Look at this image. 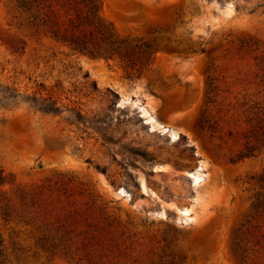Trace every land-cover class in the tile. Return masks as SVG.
Here are the masks:
<instances>
[{"label": "rangeland", "instance_id": "obj_1", "mask_svg": "<svg viewBox=\"0 0 264 264\" xmlns=\"http://www.w3.org/2000/svg\"><path fill=\"white\" fill-rule=\"evenodd\" d=\"M101 2L120 33L165 37L150 70L76 53L0 0V82L107 113L112 137L67 112L0 107V264H264V218L252 207L264 147L237 158L264 118V0ZM204 110L214 130L200 127ZM43 217L69 220L67 254L45 244Z\"/></svg>", "mask_w": 264, "mask_h": 264}, {"label": "trees", "instance_id": "obj_2", "mask_svg": "<svg viewBox=\"0 0 264 264\" xmlns=\"http://www.w3.org/2000/svg\"><path fill=\"white\" fill-rule=\"evenodd\" d=\"M10 1L34 33L50 37L79 54L118 60L136 74L150 70L159 51L166 47L163 35L150 33L149 35L131 36L120 33L101 14V0ZM201 50L206 51L204 47ZM214 61L215 58L210 62L211 68H214ZM212 83L213 80L210 81V85ZM93 86L96 88L95 82H93ZM21 103H27L36 111L53 115H62L67 112L66 118L71 123L93 127L100 132L105 140L112 141V137L103 131L104 127L101 125L102 122H106L107 113L104 116L100 112L93 116H87L76 107L60 103L52 95H43L37 91L28 94L0 82V107L12 108ZM206 113L207 110H204L199 125L203 129L214 130L215 122H212ZM247 136L251 139L238 154L237 158L239 159L256 156L264 147V118L250 130ZM122 146L125 147V145ZM126 148L129 154L143 158L146 163H151L153 160V154L148 149L137 146ZM4 180L3 172L0 170V184ZM256 184L258 189L253 196L252 207L257 216L264 218V170L256 177ZM135 185L139 186L137 179H135ZM47 219V217L42 218L44 230L42 239L49 249L67 254L68 246H64V243L70 239L72 233L69 220L58 219L61 221L59 226H50ZM93 238L95 237L82 240L78 248L85 250L87 245L92 243ZM237 238L233 242V252L240 261L244 262L247 257L246 248L243 245L244 240ZM261 242V238L255 239L254 245L262 247L263 243ZM1 245L2 241L0 240ZM88 257L89 255H87Z\"/></svg>", "mask_w": 264, "mask_h": 264}, {"label": "bare ground", "instance_id": "obj_3", "mask_svg": "<svg viewBox=\"0 0 264 264\" xmlns=\"http://www.w3.org/2000/svg\"><path fill=\"white\" fill-rule=\"evenodd\" d=\"M149 121H151L150 119H149ZM193 174V173H192ZM195 175V179H196V181H197V179H198V176L196 175V174H194ZM199 180V179H198ZM189 211V209L188 208H185V209H183V212H188Z\"/></svg>", "mask_w": 264, "mask_h": 264}]
</instances>
